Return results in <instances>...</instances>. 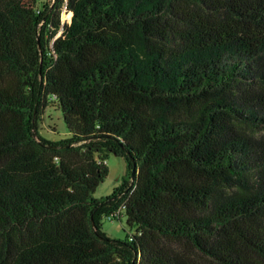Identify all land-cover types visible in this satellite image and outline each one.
Instances as JSON below:
<instances>
[{"label": "trees", "instance_id": "16d2710c", "mask_svg": "<svg viewBox=\"0 0 264 264\" xmlns=\"http://www.w3.org/2000/svg\"><path fill=\"white\" fill-rule=\"evenodd\" d=\"M36 3L0 0V264H264V0Z\"/></svg>", "mask_w": 264, "mask_h": 264}, {"label": "rangeland", "instance_id": "374dc122", "mask_svg": "<svg viewBox=\"0 0 264 264\" xmlns=\"http://www.w3.org/2000/svg\"><path fill=\"white\" fill-rule=\"evenodd\" d=\"M45 1L47 0H37L36 8H39ZM59 15L60 19L63 21H69L70 19V14L65 11H61ZM63 122L64 121L59 110H56V108H54L52 105L45 108V110L42 111L38 122L40 135L49 140H58L66 137L68 132ZM246 131L251 132V134L254 135H259L264 132V129L258 130L256 128L249 127L246 129ZM99 160L106 168L107 173L93 192V196L97 198L109 195L112 189L120 184L126 173L125 161L124 159L120 158V156L102 152ZM248 180L250 181V178ZM233 189L239 192H245L247 187L246 184H243L242 182H236ZM125 222L126 218L123 215L120 221L118 219L104 218L101 222V230L108 236L116 238L117 240L124 239L126 232L129 230ZM176 247L180 251L187 253L190 258L204 263V258L199 256L196 251L188 250L182 245V243H177Z\"/></svg>", "mask_w": 264, "mask_h": 264}, {"label": "water", "instance_id": "95a60500", "mask_svg": "<svg viewBox=\"0 0 264 264\" xmlns=\"http://www.w3.org/2000/svg\"><path fill=\"white\" fill-rule=\"evenodd\" d=\"M134 174V169H133V171H132V174L131 175H133Z\"/></svg>", "mask_w": 264, "mask_h": 264}, {"label": "built area", "instance_id": "2783aa9c", "mask_svg": "<svg viewBox=\"0 0 264 264\" xmlns=\"http://www.w3.org/2000/svg\"><path fill=\"white\" fill-rule=\"evenodd\" d=\"M103 161V160H102ZM99 162L101 163V161L99 160ZM104 162V161H103ZM111 219V218H110Z\"/></svg>", "mask_w": 264, "mask_h": 264}]
</instances>
